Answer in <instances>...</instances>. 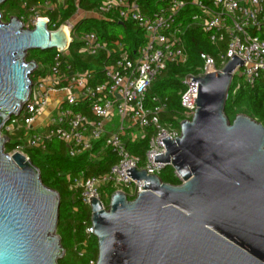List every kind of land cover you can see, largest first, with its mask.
<instances>
[{"label": "water", "instance_id": "1", "mask_svg": "<svg viewBox=\"0 0 264 264\" xmlns=\"http://www.w3.org/2000/svg\"><path fill=\"white\" fill-rule=\"evenodd\" d=\"M67 44L63 26L50 30L38 19L27 28L17 15L3 21L0 11V264H59L66 255L57 231L60 192L30 158L5 150L11 137L2 129L31 95L39 63L28 52ZM244 61L234 55L220 71L192 77L195 112L180 122V136L162 139L165 154L154 155L181 183L131 167L127 174L144 182L133 199L122 190L107 207L90 198L96 264H264V124L226 113Z\"/></svg>", "mask_w": 264, "mask_h": 264}, {"label": "built area", "instance_id": "2", "mask_svg": "<svg viewBox=\"0 0 264 264\" xmlns=\"http://www.w3.org/2000/svg\"><path fill=\"white\" fill-rule=\"evenodd\" d=\"M69 0H25L19 17L24 26L33 28L38 19H45L50 30L60 26L68 37L63 50L54 51L53 60L45 74L33 75L31 95L19 115L12 116L5 123L2 134L22 132L19 142L10 152H21L27 158L28 148H45L56 139L68 145L71 156L88 152L91 159H98L101 150L110 148L118 157L108 171L77 178L66 175L71 190L80 192L83 202L90 207L91 197L103 201L102 190L109 199L116 190L124 191L128 197H135L142 191L143 181L137 182L127 174L131 167L145 169L148 174L160 175L166 163L154 161V155L167 151L162 139L169 136L176 139L180 128L172 122H163L168 109V99L161 95L148 100L147 92L157 76L168 63H184L188 55L184 46L185 29L177 20L188 7L199 12L193 15L213 42L226 41L227 48L216 58L201 52L204 65L199 74L188 73L182 78L185 86L181 94L183 118L191 119L197 107L198 81H192L206 73L220 71L236 55L244 61L239 69L249 84L264 73V39L254 33L264 32V0H170L167 7L146 15L141 11L138 0H97L89 10L83 7V0H72L75 11L66 20L52 17L59 6L67 7ZM113 13L121 22H135L144 31L145 42L132 55L122 42L110 47L102 42L94 30L78 31V22L93 15L107 16ZM80 43V52L100 57L105 62L100 69H77L69 62L70 45ZM191 76V77H189ZM239 85V84H238ZM54 104V110L46 122L39 116ZM115 114L117 121L115 122ZM111 124V128L107 125ZM26 130V133L23 132ZM150 138L143 157L128 149L127 139L138 140L147 135ZM101 144L97 150L95 146ZM99 151V153H98ZM176 173V172H175ZM180 179V176L176 173ZM181 180V179H180ZM115 188L109 193L106 187ZM88 236L94 235L92 224L86 228ZM87 247V243L84 244ZM85 248L78 251L84 255ZM91 259L90 264H96Z\"/></svg>", "mask_w": 264, "mask_h": 264}, {"label": "trees", "instance_id": "3", "mask_svg": "<svg viewBox=\"0 0 264 264\" xmlns=\"http://www.w3.org/2000/svg\"><path fill=\"white\" fill-rule=\"evenodd\" d=\"M25 0H8L4 3L5 10L0 8L4 21H9L13 15L20 16L23 12L22 2ZM31 1V0H29ZM94 2L83 0V7H92ZM141 11L146 15H152L155 12L168 6L170 0H138ZM210 3L209 0H202ZM90 4V5H88ZM75 6L72 0H69L67 10L63 13L62 20L72 16ZM199 12L195 7L188 6L178 17V22L183 25L185 32L183 34L184 46L188 55L184 63H168L166 68L157 76L150 86L147 96L152 100L154 96L161 95L168 99V109L163 115V122H172L174 126L180 128V122L177 120L183 118V108L181 105V94L185 89L182 78L188 73L199 74L204 65L201 58V52H207L218 58L221 52L227 48L226 41L213 42L210 39L209 32L205 31L203 26L193 20V15ZM55 13L53 14V16ZM78 31L94 30L98 33L100 40L107 43L110 47L117 42H122L125 49L134 54L137 48L145 42L144 31L135 22L125 20L124 23L113 16L107 20L87 18L78 22L75 27ZM260 38L264 39V32H256ZM55 51V50H54ZM54 52L52 50H33L28 52L27 60H36L38 63L51 64ZM102 56L94 57L80 52V43L74 41L70 45L69 62L77 69L95 68L100 69L105 63ZM35 72L33 73V75ZM32 75V79H33ZM239 84V85H238ZM235 83L231 85L226 103V113L231 120L238 113H245L252 118L264 124V73L256 80L255 84ZM22 132L14 135L13 140L6 144L5 150L11 152L19 142ZM150 138V131L143 138L138 140L127 139L128 149L135 155L144 156ZM98 144V143H97ZM101 144L95 146L99 149ZM99 153V151H98ZM27 154L30 160L40 168L42 181L49 187L58 190L61 194L60 217L57 231L61 236L62 245L68 251H72L71 256L75 259L73 264H90L91 259H97L98 244L95 235L88 236L86 228L91 224V209L86 205L80 192L71 190L66 180V175L70 174L72 179L81 176L101 174L110 169L117 162V155L110 149L101 150L99 158L93 160L89 158L88 152L78 156H71L68 145L60 140L50 141L45 148H28ZM164 182L179 184L181 180L176 176L175 170L171 165H167L160 174ZM109 193L115 188L111 185L106 187ZM134 197H129L133 199ZM94 238L95 247L88 251L85 243ZM86 249L84 255H79L78 251ZM63 259L59 264H68ZM81 258L83 263L77 260Z\"/></svg>", "mask_w": 264, "mask_h": 264}, {"label": "rangeland", "instance_id": "4", "mask_svg": "<svg viewBox=\"0 0 264 264\" xmlns=\"http://www.w3.org/2000/svg\"><path fill=\"white\" fill-rule=\"evenodd\" d=\"M3 5H1L0 8H3V10H5V7ZM60 13H63V10L62 9L61 10H58V13L56 15H54V16L52 15V17H54V19L55 18H61L62 16H61ZM2 20H3V15H2ZM51 50L54 52L55 49H51ZM30 51H33V50H30ZM39 65H40V67H39L38 71H36L37 74H39V73L45 74V73L48 72V67H49L48 64H44V63L39 62ZM244 81H245V79L242 77V70L239 69L237 71L236 75L234 76V79H233L232 84H235V83H237V84L238 83H243ZM114 117H116L115 120H114L116 122L117 121V114H115ZM109 126L110 125H108V128H109ZM23 132L26 133V130H23ZM14 135L15 134L12 135L13 140L15 139ZM101 196H102L103 201L108 205L109 202H110V199H109V196L106 195V192L104 190H102ZM96 245L97 244H95L94 238L90 239L89 240V244L87 245L88 251L91 252V249L93 247H95ZM71 254H72V251H70V252L68 251V253H66L65 260H66V262L68 264H73L75 262V259L71 256ZM77 261L80 262V263H83V260L81 258H79Z\"/></svg>", "mask_w": 264, "mask_h": 264}, {"label": "crops", "instance_id": "5", "mask_svg": "<svg viewBox=\"0 0 264 264\" xmlns=\"http://www.w3.org/2000/svg\"><path fill=\"white\" fill-rule=\"evenodd\" d=\"M31 1H34V0H31ZM56 4H61L60 2H59V0H53ZM88 1H91V2H94V0H88ZM67 4L69 5V1L67 2ZM88 5H90V4H88ZM93 7V6H92ZM85 8V10H89V9H91V7H84ZM63 10V13L67 10V7H63V6H59V10ZM63 13H60L61 14V16L63 17ZM113 16H116L115 14H113V13H110V14H107V16H100V15H93V16H90L89 18H95V19H104V18H107V20H109V19H111V18H113ZM53 110H54V104H52L51 105V108L49 107L46 111H44L40 116H39V120L40 121H43V122H46L47 120H48V116H49V114L50 113H52L53 112ZM110 126H109V128H111V124H109ZM107 127H108V125H107ZM94 160H96V159H94Z\"/></svg>", "mask_w": 264, "mask_h": 264}]
</instances>
